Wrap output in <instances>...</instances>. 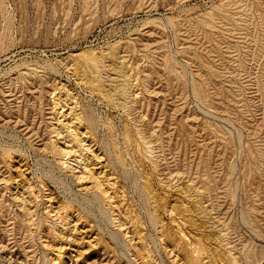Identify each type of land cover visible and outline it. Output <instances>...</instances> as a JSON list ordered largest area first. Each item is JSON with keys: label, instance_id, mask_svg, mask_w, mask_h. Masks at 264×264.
Wrapping results in <instances>:
<instances>
[{"label": "rangeland", "instance_id": "obj_1", "mask_svg": "<svg viewBox=\"0 0 264 264\" xmlns=\"http://www.w3.org/2000/svg\"><path fill=\"white\" fill-rule=\"evenodd\" d=\"M105 263L264 264V0H0V264Z\"/></svg>", "mask_w": 264, "mask_h": 264}, {"label": "bare ground", "instance_id": "obj_2", "mask_svg": "<svg viewBox=\"0 0 264 264\" xmlns=\"http://www.w3.org/2000/svg\"><path fill=\"white\" fill-rule=\"evenodd\" d=\"M74 137V136H73ZM75 141V140H74ZM79 142V141H78ZM75 144H78V143H75ZM79 145V144H78ZM81 147V146H80ZM96 175V174H95ZM21 194V193H20ZM22 198V197H21ZM22 200V199H21ZM24 201V200H23ZM22 201V202H23ZM23 204V203H22ZM30 206V205H29ZM24 209V208H23ZM22 213V212H21ZM29 213V212H28ZM30 217V216H29ZM60 219V218H59ZM30 220V219H29ZM30 222V221H29ZM31 223V222H30ZM55 224V223H54ZM60 224V223H59ZM58 225V224H57ZM61 225V224H60ZM62 226V225H61ZM60 226V227H61ZM30 228V227H29ZM59 228V227H58ZM62 228H64V227H61V230L63 231V229ZM49 229V228H48ZM60 229V228H59ZM65 230V229H64ZM60 233H61V231H60ZM60 233H58V234H60ZM63 234V233H62ZM61 235V234H60ZM67 239V238H66ZM82 240H84V239H82ZM86 240V239H85ZM69 241V240H68ZM79 241V240H78ZM81 241V240H80ZM67 245V244H66ZM61 246V245H60ZM61 248V247H60ZM64 249V248H63ZM108 256V255H107ZM111 260V259H110ZM106 264V263H105Z\"/></svg>", "mask_w": 264, "mask_h": 264}]
</instances>
